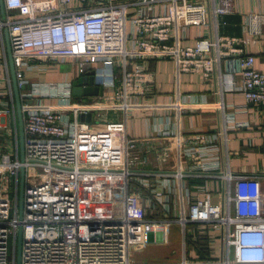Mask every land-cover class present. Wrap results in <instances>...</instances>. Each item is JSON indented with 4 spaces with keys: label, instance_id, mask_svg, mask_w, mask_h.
<instances>
[{
    "label": "built area",
    "instance_id": "2783aa9c",
    "mask_svg": "<svg viewBox=\"0 0 264 264\" xmlns=\"http://www.w3.org/2000/svg\"><path fill=\"white\" fill-rule=\"evenodd\" d=\"M4 5L0 33L9 31L21 92L25 162L7 57L0 51V129L14 120L16 144L0 150V264H16L19 226L22 264H131V249L165 242L174 223L197 224L208 237L222 232L220 261L181 264H264L262 182L221 168L215 141L225 132L187 140L177 129L163 132L177 137L170 148L176 167L166 155L155 169L142 171L135 168L138 143L127 127L131 111L158 104L152 60H171L180 73L216 77L222 94L239 91L248 103L264 108V73L246 47L251 41L218 31L217 19L232 11V0H4ZM254 23L264 24V11L250 15L249 31ZM209 26L210 33L196 45H182V33ZM68 62L83 76L95 72L103 94L91 97L104 103L75 97L72 81L29 80L42 64L53 69ZM7 85L10 91H3ZM184 101L183 111L202 105L191 96ZM103 110L119 112V121L98 120L95 113ZM89 114L90 121L81 120ZM208 180L222 187L214 189ZM216 191L220 201L214 203Z\"/></svg>",
    "mask_w": 264,
    "mask_h": 264
},
{
    "label": "crops",
    "instance_id": "0c3cea01",
    "mask_svg": "<svg viewBox=\"0 0 264 264\" xmlns=\"http://www.w3.org/2000/svg\"><path fill=\"white\" fill-rule=\"evenodd\" d=\"M263 11L264 0H232V11L219 16L217 23L220 35L251 41L246 47L255 56L256 69L264 73V24L254 23L251 26V31H249L248 25L250 15L260 14ZM4 19L5 16L0 7V20ZM5 30L0 33V51L6 53ZM211 30L212 26L201 29L191 28L182 33L184 38L181 43L183 46H194L198 39L205 37ZM252 30L261 33L254 34ZM7 64L11 79L8 59ZM59 70L60 67L52 69L49 65L42 64L39 68L31 71L28 77L33 84H42L73 82L83 76L80 72L76 73L77 70L71 74L68 72L57 74ZM149 70L156 76V103L158 104H155L153 109L134 110L128 115V134L138 143L136 152L138 164L135 168L142 171L155 169L158 164L157 160L166 155L172 157V161L175 163L172 164V169L176 167L174 153L170 148L175 149L177 137L174 135L165 137L163 132L177 129L182 133L183 140H187L191 136H213L223 131L226 134L223 139L215 141L219 147L217 162L221 163L223 170L229 168L233 174L258 178L262 182L264 202V108L248 103L239 91H224L222 94L220 92L221 83L216 80V77L206 79L200 73H180L171 60L149 61ZM2 75L6 76L4 68ZM235 81L240 85V75L235 76ZM98 83V80L95 79L94 87L100 88ZM1 88L3 91H10L8 85ZM11 89L15 98L12 79ZM26 90L30 91L31 87H27ZM186 96H191V102L202 105L189 106L183 111L180 108V103L182 101L185 103ZM181 105L184 108V104ZM226 126L227 129H225ZM184 166L187 167L188 164H184ZM208 183L217 190L222 187L220 181L208 180ZM212 201L214 203L220 201L217 191L212 196ZM174 226L179 228L178 233L182 239V252L178 251L180 258L174 262L175 264H181L185 259L199 263L222 259L224 244L220 230L215 233L210 232L208 235L211 236L208 237L206 230L200 231L197 224H188L183 228L180 224L174 223L167 230V239L169 231ZM229 257L233 263L234 250L231 251ZM141 264L166 263L161 260H153ZM168 264L173 263L168 262Z\"/></svg>",
    "mask_w": 264,
    "mask_h": 264
},
{
    "label": "rangeland",
    "instance_id": "374dc122",
    "mask_svg": "<svg viewBox=\"0 0 264 264\" xmlns=\"http://www.w3.org/2000/svg\"><path fill=\"white\" fill-rule=\"evenodd\" d=\"M77 70V71H76ZM76 71L79 72V68L77 65H73L72 63H64L60 65V70L57 72L69 73ZM61 74V73H60ZM90 102L104 103L105 100L100 97H90L87 98ZM96 118L98 120L104 118L109 121H119L120 113L113 110H103L97 111ZM6 127L0 129V150H5V148L13 147L16 148L15 144V122L8 121ZM17 125V123H16ZM7 180L9 178L7 177ZM9 181H6V185H8ZM10 191V190H9ZM10 196L14 200L15 197V186L13 185L10 191ZM179 228L177 226L172 227L169 231V238L165 240V242H159L158 244H152L145 248L144 250H137L133 248L131 250V262L132 264H141L143 262H152L153 260H161L166 264L168 262L175 264L174 262L178 261L180 256L179 252H182V239L180 233H178ZM161 239V237L159 236ZM11 259H13V255L11 254ZM163 263V262H162Z\"/></svg>",
    "mask_w": 264,
    "mask_h": 264
},
{
    "label": "water",
    "instance_id": "95a60500",
    "mask_svg": "<svg viewBox=\"0 0 264 264\" xmlns=\"http://www.w3.org/2000/svg\"><path fill=\"white\" fill-rule=\"evenodd\" d=\"M0 7L3 15L5 16V5L4 0H0ZM6 38V55L8 63L10 66L12 85L15 95V106H16V116H17V130H18V141H19V153L20 160L22 163L25 162V133H24V116L21 102V92L18 86L16 68L13 59L12 46L9 37L8 29L5 30ZM94 74L95 72L88 73L84 77H81L73 81V95L75 97H91L102 95L103 90L99 87H94ZM85 86V87H84ZM92 115H82L81 120L90 121ZM25 167H21L20 171V181H19V219H23L24 211V189H25ZM22 239H23V228L19 226L18 229V239H17V253H16V264H22Z\"/></svg>",
    "mask_w": 264,
    "mask_h": 264
}]
</instances>
